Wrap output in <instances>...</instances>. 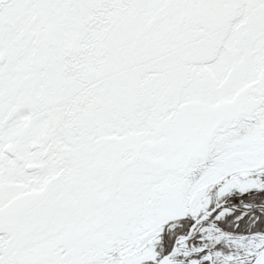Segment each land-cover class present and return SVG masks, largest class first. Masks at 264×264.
Wrapping results in <instances>:
<instances>
[{
	"label": "snow or ice",
	"instance_id": "snow-or-ice-1",
	"mask_svg": "<svg viewBox=\"0 0 264 264\" xmlns=\"http://www.w3.org/2000/svg\"><path fill=\"white\" fill-rule=\"evenodd\" d=\"M0 264H264V0H0Z\"/></svg>",
	"mask_w": 264,
	"mask_h": 264
}]
</instances>
